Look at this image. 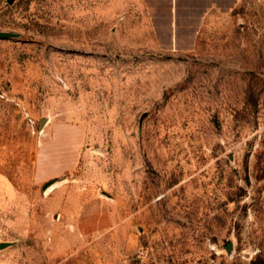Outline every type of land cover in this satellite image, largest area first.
Wrapping results in <instances>:
<instances>
[{"label": "rangeland", "instance_id": "rangeland-1", "mask_svg": "<svg viewBox=\"0 0 264 264\" xmlns=\"http://www.w3.org/2000/svg\"><path fill=\"white\" fill-rule=\"evenodd\" d=\"M0 31V264H264V0H0Z\"/></svg>", "mask_w": 264, "mask_h": 264}, {"label": "water", "instance_id": "water-1", "mask_svg": "<svg viewBox=\"0 0 264 264\" xmlns=\"http://www.w3.org/2000/svg\"><path fill=\"white\" fill-rule=\"evenodd\" d=\"M13 37H17V34L0 31L1 39H7V38H13ZM227 250L230 251V245L228 246Z\"/></svg>", "mask_w": 264, "mask_h": 264}, {"label": "bare ground", "instance_id": "bare-ground-1", "mask_svg": "<svg viewBox=\"0 0 264 264\" xmlns=\"http://www.w3.org/2000/svg\"><path fill=\"white\" fill-rule=\"evenodd\" d=\"M53 187V185H49L46 189H48L47 191H50Z\"/></svg>", "mask_w": 264, "mask_h": 264}]
</instances>
